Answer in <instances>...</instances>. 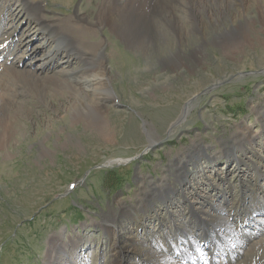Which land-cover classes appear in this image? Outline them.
Returning <instances> with one entry per match:
<instances>
[{
    "label": "rangeland",
    "instance_id": "rangeland-1",
    "mask_svg": "<svg viewBox=\"0 0 264 264\" xmlns=\"http://www.w3.org/2000/svg\"><path fill=\"white\" fill-rule=\"evenodd\" d=\"M30 1L41 6L36 15L30 18L16 5L13 11L20 17L13 28L3 23L13 41L7 65L19 58L17 70H39L40 79H46L48 72L42 70L39 58L31 59L29 54H21V47H14L20 38L30 37L36 30L37 17L42 16L55 22L59 31L62 28L68 41L83 53L92 50L94 44L90 42H104L105 65L117 102L107 103L103 116L95 115L91 120L95 122L86 127L71 115L66 87L53 92L50 86L45 102L34 93L19 94L18 112L9 117L13 133L7 148L0 151V264H48L50 254L60 258L79 254L84 259L82 264H125L127 257L113 254L114 246H121L114 230L122 224L144 244L153 246L155 240L157 252L160 244L161 251L169 253L172 236L184 233L179 224L183 208L163 200L176 198L174 188L187 179L180 169L184 161L185 170L198 171L195 175H203V181L211 178V184L220 190L214 191L218 194L212 199L242 196L238 175L243 169L249 173L248 163L254 161L250 152L264 158V127L257 113L264 105V36L261 43L235 45L236 40H230L223 45L215 34L211 38L212 33L206 36L201 28L189 25L190 15L186 13L179 16L183 28L155 26L142 55L130 50L125 38L107 25L83 22L81 14L94 19L104 0ZM71 24L81 25L88 32L80 38L69 31ZM185 29L194 37H183ZM41 40L40 35H33L23 49L38 54L48 50ZM227 47L233 52L229 53ZM176 49L181 52L174 54ZM183 54L191 57L180 59ZM70 65L75 70L82 66L77 60ZM176 68L180 69L174 73ZM5 77L4 83L13 80L10 75ZM191 99L192 106L183 121L171 126ZM245 128L251 134L252 146L237 152L247 160L246 165H238L225 152L236 144L235 136ZM150 139L155 143L150 145ZM44 145L48 152L42 154ZM193 161L198 168L191 164ZM207 186H199L203 188L200 195L212 189ZM223 188L229 192L222 193ZM145 200L153 210L160 208L157 214L151 209L147 213L151 211L150 215L162 220L149 217L153 234L146 229L134 230L133 218L127 215L128 209L142 207ZM113 217L117 226L109 223ZM254 217L264 222V216ZM249 227L256 231L252 224ZM54 238L64 242V253H50ZM219 244L217 248L223 247ZM132 262L144 264V256L140 259L136 254Z\"/></svg>",
    "mask_w": 264,
    "mask_h": 264
},
{
    "label": "bare ground",
    "instance_id": "bare-ground-1",
    "mask_svg": "<svg viewBox=\"0 0 264 264\" xmlns=\"http://www.w3.org/2000/svg\"><path fill=\"white\" fill-rule=\"evenodd\" d=\"M16 5L21 6V10L26 11L30 18L41 9L40 4L35 1L0 0V151L7 148L8 144L6 143L13 133V124H11L9 117H11L10 114L18 112L15 108L20 93L24 95L34 93L41 102H45V99L49 97L48 89L50 86L54 87L53 92H61L62 86L66 87L71 97L69 100L71 115L75 120H82L86 127L95 122L91 121L92 118L96 119L95 115L101 116L104 113L107 103L117 102L116 95L110 86V76L105 65L104 42H90L94 44L92 50L83 53L75 49L73 44L68 41L67 34L62 32V28L59 31L55 22L48 21L42 16L37 17L38 20L34 23L36 30L30 37L40 35L42 37L41 42L45 41L49 49L43 50L40 54L36 51L23 49L29 43L30 37L20 38L19 42H15L14 47L18 49L21 47V54H29L31 59L39 58L40 64L43 65L42 70H45V73L48 72L45 76L46 79H40L39 70L33 71L28 68L26 72L17 70L19 58L11 65L10 63L7 65L10 55L13 53L10 50L13 41L5 31L7 25L4 27L3 23L12 24L11 27L13 28V23L20 17L13 11ZM178 11L180 12L178 13ZM186 13L190 15L189 25L194 29L201 28L206 36L208 33H212L211 38L216 36L223 45L230 40H236L235 45L254 43V41L262 42L261 36H264V0H104V5L98 7L94 19H90L84 14H81V19L83 22L90 21L96 26L107 25L117 35L125 38L124 41L128 43L127 46L130 50L144 55L151 38L152 29L158 24L183 28L184 24L181 23L179 16L183 17V14ZM207 28L209 30L206 33L205 29ZM69 31L80 35V38L88 32L85 27L78 24H71ZM192 36L185 29L183 37L190 38ZM75 40L77 44H80V40ZM196 40L199 42L198 39ZM227 48L229 53L233 52V48ZM139 50L143 52L140 53ZM178 52L181 51L176 49L174 54ZM190 57L186 54L179 56L180 59ZM58 58L62 59V62H59ZM74 60L82 64L79 69L75 70L70 65ZM179 69L176 68L174 73ZM261 73L264 74V67L261 69ZM5 75H10L13 78L9 84L4 83ZM192 102L191 99L184 105L181 115L171 126L174 127L181 120L183 121L184 116L192 106ZM257 113L264 127V105ZM237 135L238 137L235 136L236 144H234L236 146L231 145L230 150L225 153L232 156L236 160V164L246 165V158H240L237 152L247 150V145L252 146L251 134L249 129L245 128L242 133L238 132ZM149 141L150 145L155 143L153 139ZM47 152L44 145L41 153ZM250 154L254 161L248 163L249 173L243 172V169L239 171L238 175L242 182V196L237 198L233 195L234 197L232 196L229 200L225 198H221V200L212 199L220 190L211 184V178L206 177L203 181V175H195L198 171L185 170L186 161H184L180 169L187 179L185 178V182L182 181L180 187L174 188L176 198L168 197L165 201L163 200L170 206L175 204L180 209L183 208V214H179L182 218L179 224L181 225V233L184 232L183 235L180 237L172 236L173 242L170 244L169 253L161 251L162 246L160 244L159 249L161 250L157 252L155 240L153 246H148L139 237H135L132 230H129L127 226L120 224L122 228H116L114 235L117 237L116 242L121 246L118 248L115 245L113 254L121 257L120 254L122 253L123 257H127L125 264H137L132 262L136 254L140 259L144 256V264H264V222L258 220L260 218H253L252 215L257 213L264 216V161L261 162L264 158L259 157L255 151L250 152ZM115 162L120 163L119 160ZM242 162L243 164H241ZM191 164L195 168L198 165L194 161ZM246 174L249 176L246 177ZM195 178H197L198 183L195 182ZM200 180L202 181L199 182ZM190 181H193L194 184L189 183ZM224 183L227 184L225 181ZM201 184L208 185L212 189L208 193L200 195V192L203 191V188L199 187ZM224 190L229 192V189L223 188L222 193ZM214 191H218V193H214ZM154 198L163 199L159 196H154ZM181 199L182 201H180ZM150 200L153 203V198ZM195 203L197 207H195ZM187 207L188 211L186 210ZM149 209L157 214L156 210L158 211L160 208L153 210V205L150 206L148 200H145L142 207L132 206L128 209L129 214L125 210L126 214L130 215V219L133 218L134 230L137 228L146 229L147 233L153 234L148 223L149 217L152 218V216L162 223L161 217L158 215H150L153 214L151 211L147 214ZM162 211L164 209H161ZM167 212H170V209H167ZM170 215L175 220L176 215L174 213ZM115 221V217H113L112 222L109 223H115L117 226ZM248 222L253 223L256 228L255 232L252 228L247 229ZM243 228H246L247 231ZM108 230L112 231L111 228ZM173 230L171 229V234ZM179 239H182L180 243L178 242ZM219 243L223 247L217 248L220 246ZM73 244L72 246H74ZM65 246L61 239L59 241V239L54 238L50 253L55 250H62L61 252L64 253ZM81 259L79 254L73 257L66 255L63 258L50 254L48 264H82L84 259ZM114 263L119 264L117 261Z\"/></svg>",
    "mask_w": 264,
    "mask_h": 264
}]
</instances>
